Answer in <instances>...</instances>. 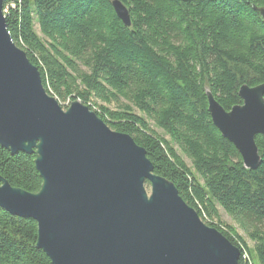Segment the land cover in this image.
<instances>
[{
    "label": "trees",
    "instance_id": "trees-1",
    "mask_svg": "<svg viewBox=\"0 0 264 264\" xmlns=\"http://www.w3.org/2000/svg\"><path fill=\"white\" fill-rule=\"evenodd\" d=\"M112 1L3 0V11L48 94L78 100L113 131L130 135L155 174L240 250V264H264V137L256 138L261 165L246 169L213 125L206 96L231 111L243 104L242 86L264 84V0H119L130 11V28ZM121 100L126 104L109 108ZM34 161L0 146V176L14 188L40 191ZM37 232L34 220L0 208V264H51L36 248Z\"/></svg>",
    "mask_w": 264,
    "mask_h": 264
},
{
    "label": "water",
    "instance_id": "water-1",
    "mask_svg": "<svg viewBox=\"0 0 264 264\" xmlns=\"http://www.w3.org/2000/svg\"><path fill=\"white\" fill-rule=\"evenodd\" d=\"M112 7L125 27L129 9ZM264 20V8L258 9ZM215 128L257 170L264 137V84L244 85L226 111L208 91ZM0 146L35 156L38 193L0 176V208L38 225L36 248L51 264H240L241 252L207 226L175 185L155 174L146 151L80 101L64 110L13 42L0 0ZM146 184L151 188L147 193Z\"/></svg>",
    "mask_w": 264,
    "mask_h": 264
},
{
    "label": "rangeland",
    "instance_id": "rangeland-1",
    "mask_svg": "<svg viewBox=\"0 0 264 264\" xmlns=\"http://www.w3.org/2000/svg\"><path fill=\"white\" fill-rule=\"evenodd\" d=\"M35 25H36V32H37V34L40 36V37H42L43 38V36H42V34L40 33V31L38 30V24L36 23V21H35ZM44 39V38H43ZM57 101H58V103H59V105L64 109V110H66L69 106H70V104H71V98H69V99H66L65 101L64 100H62V99H60V98H58V97H56V96H53ZM122 104H126V102H125V100H121V102L119 103V104H112V105H110L109 106V108L111 109V110H117ZM135 110V113L137 114V115H142L138 110H136V109H134ZM150 124H151V127L159 134V135H161V136H163V137H165L167 140H169V137L168 136H166L164 133H163V131L162 130H160V129H158V128H156L155 126H154V123H152V122H150ZM177 150L179 151V153L181 154V156L183 157V159L186 161V163H187V165L191 168V169H193V167H192V164H191V162L180 152V150L177 148ZM146 190H147V193L149 194V196L151 195V188H150V186L149 185H147L146 184ZM219 212H220V215H221V220L225 223V224H227V225H230V226H232L237 232H238V234L245 240V242L247 243V245H248V247L250 248V249H252L253 248V243L246 237V235L238 228V226L234 223V221L222 210V209H219Z\"/></svg>",
    "mask_w": 264,
    "mask_h": 264
}]
</instances>
